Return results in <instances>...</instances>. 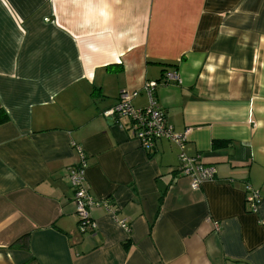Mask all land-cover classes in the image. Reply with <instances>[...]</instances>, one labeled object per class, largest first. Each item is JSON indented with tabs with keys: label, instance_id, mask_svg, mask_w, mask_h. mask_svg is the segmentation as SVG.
Returning a JSON list of instances; mask_svg holds the SVG:
<instances>
[{
	"label": "crops",
	"instance_id": "crops-1",
	"mask_svg": "<svg viewBox=\"0 0 264 264\" xmlns=\"http://www.w3.org/2000/svg\"><path fill=\"white\" fill-rule=\"evenodd\" d=\"M147 81L189 129L182 151L216 168L198 189L176 143L146 150L103 115L122 91L145 107ZM0 109V264H264V0H0Z\"/></svg>",
	"mask_w": 264,
	"mask_h": 264
},
{
	"label": "built area",
	"instance_id": "built-area-1",
	"mask_svg": "<svg viewBox=\"0 0 264 264\" xmlns=\"http://www.w3.org/2000/svg\"><path fill=\"white\" fill-rule=\"evenodd\" d=\"M170 80L179 81V75L176 72H165L161 82L165 83ZM157 84L158 82L156 81H147L144 84L143 90L148 97V104L145 107L137 108L131 104V100L137 95L138 91H122L119 101L113 107L106 109L103 115L113 117L114 119L120 117L126 118L133 137L146 150L153 149L155 142L160 138H166L176 143L181 149L178 154V169L189 178L191 189H198L204 182L214 179L216 168L213 165L204 164L182 151L189 129L183 133H178L168 123L164 111L153 96V91ZM73 146L80 155V162L70 167L68 178L73 188L72 201L78 220V229L81 233H86L93 231L95 228V223L89 215V209L96 202L86 187L84 175L85 162L82 150L78 145L73 144ZM259 200V191L247 186L246 204L250 212L255 213L257 211ZM260 223L264 225V219H261ZM118 224L126 231H129V226L124 221L120 220ZM214 227L215 231H219L217 224Z\"/></svg>",
	"mask_w": 264,
	"mask_h": 264
},
{
	"label": "trees",
	"instance_id": "trees-1",
	"mask_svg": "<svg viewBox=\"0 0 264 264\" xmlns=\"http://www.w3.org/2000/svg\"><path fill=\"white\" fill-rule=\"evenodd\" d=\"M8 115L6 114V112L2 109H0V124H3L5 122L8 121Z\"/></svg>",
	"mask_w": 264,
	"mask_h": 264
}]
</instances>
